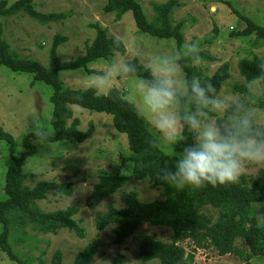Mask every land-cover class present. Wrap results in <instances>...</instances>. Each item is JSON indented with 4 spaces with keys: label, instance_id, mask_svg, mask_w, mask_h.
Segmentation results:
<instances>
[{
    "label": "trees",
    "instance_id": "1",
    "mask_svg": "<svg viewBox=\"0 0 264 264\" xmlns=\"http://www.w3.org/2000/svg\"><path fill=\"white\" fill-rule=\"evenodd\" d=\"M35 0H17L8 4L0 0V17L8 18L23 14L40 25L57 23L63 19L60 14H43L35 10ZM180 5L177 0H165L163 4H153V17L147 20L142 7L137 0H106L104 13H113L116 20L130 14L136 29L146 35L160 39L173 40L177 51L184 41L183 27L185 22L171 21L172 11ZM246 23L244 30L233 34L235 37H250L254 35L253 46L264 45V26L255 24L252 20L242 18ZM91 27L95 30L93 41L86 45L84 53L69 60H60L57 49L66 42V38L55 35L48 53V65L20 57L10 50L3 38L0 25V65L16 73L32 74L35 81L46 84L51 89L49 102L52 106L50 125L53 133L37 131L26 134L21 139L22 152L15 156V139L0 127V142L7 146L12 165L4 176L3 193L5 199L0 201V251L15 264H28L16 256L8 244L12 227H30L37 233L55 234L61 229L74 232L79 238H84V230L74 218L79 210L75 207L42 211L37 202L44 201L50 194L67 197L72 194L71 183H56L39 181L33 187L25 184L26 176L23 166L29 157L36 153L33 142H75L83 143L94 133V125L90 122L85 130H80V122L73 117L71 107H78L95 113L109 115L116 132L125 135L128 150L131 153V176L103 173L92 187L86 198L85 205L93 210L105 199L120 190L130 178L143 182L161 191V199L151 202H141L135 190L123 191L119 200L121 208L107 207L106 211L94 218L96 231L102 232L110 228L113 243L122 245L128 239L138 242V257L142 262L157 260L158 264H194L193 252L197 249H213L219 257L234 255L242 259L244 264H250L251 259L264 256V170L256 176L242 175L238 182L216 187L204 186L199 189L184 188L177 191L159 180V172L165 163H170L151 128L138 118L133 107L124 99L122 92L115 88L110 95H98L92 87L87 89H71L64 85L60 78L63 72L86 70L98 61H110L116 55H124L122 42L107 35L104 28L98 24ZM199 48V47H198ZM202 62L212 63L215 58L199 48ZM135 68V72L127 77H144L148 73L146 66L137 59L127 61ZM191 57L182 58L183 71L190 78L193 75L201 79H210L219 93L229 78L228 63L220 64L210 75L205 76L195 68ZM264 57L241 59L237 63L238 74L248 83L258 82L261 91L249 93V88L234 86L233 93L240 99L253 103L255 107L264 110ZM181 150L184 145L179 144ZM254 208V209H253ZM215 213L212 216L211 213ZM263 221L259 223L258 218ZM156 228H168L173 237L170 243H164L152 236H135L141 225ZM241 240L243 249L236 246ZM189 241L192 253H187L181 246ZM98 249L95 242L88 243L74 258L71 264H90ZM50 264H61V252L56 251ZM110 264H126L125 256L117 253Z\"/></svg>",
    "mask_w": 264,
    "mask_h": 264
},
{
    "label": "rangeland",
    "instance_id": "2",
    "mask_svg": "<svg viewBox=\"0 0 264 264\" xmlns=\"http://www.w3.org/2000/svg\"><path fill=\"white\" fill-rule=\"evenodd\" d=\"M12 4L17 0H6ZM148 21L153 17V4H163L165 0H137ZM179 7L171 14V21L185 22L183 27L184 41L194 43L215 58L212 63L193 62L203 75L210 76L222 63L229 65V78L219 94L227 100L240 96L233 93L234 86L254 88L261 91L258 82H246L237 71V63L245 58L264 57V45L253 46L254 35L235 37L233 34L245 29L242 18L252 20L264 26V0H177ZM106 0H35V10L43 14H60L63 19L57 23L40 25L23 14L1 18L0 25L3 38L12 52L20 57L29 58L43 66L48 65V53L55 35L66 38V42L57 49V57L64 61L84 53L86 45L95 37L93 24L100 25L107 35L123 43L124 55H116L110 61H98L89 65L94 71L86 70L63 72L60 78L64 85L71 89L92 87L98 95L103 94L104 84L98 76L111 70L113 63L137 59L147 66L154 55H173L176 53L173 40H160L139 32L130 14L120 20L113 13H104ZM137 78L124 74L112 81V87L119 89L123 96L128 95ZM51 89L40 81H35L32 74L12 72L0 65V127L9 133L16 142L15 156L22 152L21 139L29 133L45 131L52 134L50 116L52 106L49 102ZM125 99V98H124ZM73 117L80 122L79 129L85 130L91 122L94 133L83 143L33 142L36 153L29 157L23 166L26 176L25 184L33 187L39 181L71 183L72 194L59 197L50 194L44 201L37 202L44 212H54L67 207H75L79 212L74 217L84 230V238L74 232L61 229L55 234L37 233L30 227H12L8 244L13 253L28 264H50L53 254L61 252V264H71L79 252L88 244H98L96 255L90 264H110L117 253L125 256L126 264H158L157 260L142 262L138 257V242L128 239L122 245L113 243L110 228L97 232L94 218L104 213L109 206L121 208L119 195L123 191L135 190L141 202L161 199V191L150 187L149 182H138L132 178L114 195L105 199L98 207L91 210L85 202L92 187L103 173L131 176V153L128 150L126 137L115 131L109 115L95 113L78 107H71ZM152 130V129H151ZM156 135V133L152 130ZM163 152L168 155L171 148L160 142ZM180 152V145L174 146ZM12 165L7 146L0 142V201L5 199L3 193L5 172ZM255 166H248L244 175H257ZM254 209V208H253ZM209 212L212 216L215 213ZM259 223L263 221L258 218ZM1 231V225H0ZM135 236H152L164 243L172 241V231L168 228H156L141 225ZM181 246L187 253H192L189 241ZM236 246L243 249L241 240ZM194 264H244L241 258L234 255L219 257L213 249H197L193 252ZM0 264H15L0 251ZM250 264H264V256L251 259Z\"/></svg>",
    "mask_w": 264,
    "mask_h": 264
},
{
    "label": "clouds",
    "instance_id": "3",
    "mask_svg": "<svg viewBox=\"0 0 264 264\" xmlns=\"http://www.w3.org/2000/svg\"><path fill=\"white\" fill-rule=\"evenodd\" d=\"M184 57L197 64L203 59L199 48L187 41L173 55H154L145 69L148 75L138 77L124 97L159 142L171 148L170 163L161 167L159 180L180 191L236 183L248 166L264 170V110L242 99L227 100L210 79L189 78L181 63ZM133 72L126 60L113 63L98 76L103 94L112 93L117 76ZM178 144L184 145L180 152L174 151Z\"/></svg>",
    "mask_w": 264,
    "mask_h": 264
}]
</instances>
